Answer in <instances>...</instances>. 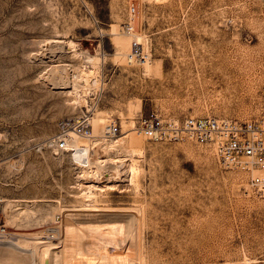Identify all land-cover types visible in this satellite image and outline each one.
Instances as JSON below:
<instances>
[{
  "label": "rangeland",
  "instance_id": "1",
  "mask_svg": "<svg viewBox=\"0 0 264 264\" xmlns=\"http://www.w3.org/2000/svg\"><path fill=\"white\" fill-rule=\"evenodd\" d=\"M136 40L150 53L149 70L128 54ZM153 109L264 116V0H0V250L26 258L0 264H43L47 247L44 264H86L63 254L65 214L85 201L80 181L106 182L116 167L120 184L87 202L102 208L95 223L132 219L121 250L133 251L106 264H264V198L249 191L248 173L189 139H147L135 121ZM88 110L93 170L84 172L54 137L63 120ZM108 124L121 131L106 134ZM128 133L141 137L142 154L112 145ZM100 157L108 162L98 169ZM132 157L137 189L126 170Z\"/></svg>",
  "mask_w": 264,
  "mask_h": 264
},
{
  "label": "built area",
  "instance_id": "2",
  "mask_svg": "<svg viewBox=\"0 0 264 264\" xmlns=\"http://www.w3.org/2000/svg\"><path fill=\"white\" fill-rule=\"evenodd\" d=\"M136 12V6L131 5L129 20L125 23L129 33H134ZM128 54L140 61L150 57V53L137 40ZM92 117L93 112L88 110L82 115L63 120L54 137L56 147L69 151L74 134L91 136ZM135 125L138 132L151 141L189 139L197 144L209 146L223 166L247 172L249 191L259 198H264V116L239 119L202 114L174 118L153 109L148 113H141ZM120 131L121 127L116 124H108L105 129L108 135H115ZM6 231L7 227L0 225V234H5Z\"/></svg>",
  "mask_w": 264,
  "mask_h": 264
},
{
  "label": "bare ground",
  "instance_id": "3",
  "mask_svg": "<svg viewBox=\"0 0 264 264\" xmlns=\"http://www.w3.org/2000/svg\"><path fill=\"white\" fill-rule=\"evenodd\" d=\"M71 45H72V43H71ZM143 62H145L144 63L145 70H149L151 67L150 60L147 59V60H144ZM55 72H57V71L55 70ZM84 75L86 77L85 79L88 80V77L90 75L94 76V72H91L90 70H84ZM65 78H66V76H65ZM52 79H55L53 81V83H55V82L60 83L61 80H63V77H62V74L61 75L59 74L58 77L55 76V78H52ZM65 81H66V79H65ZM65 81H64V84L63 83L61 84V86L66 88V86H65L66 82ZM74 82H75V79L72 82L73 85H74ZM77 83H78V81H77ZM94 83H97L96 77H95ZM75 84H76V82H75ZM77 86H78V84H77ZM68 87H69V84H68ZM78 92H77V94H78ZM79 97L82 98V95L78 94V96L76 97V100ZM93 135L95 136V134H93ZM93 135H91V136H78V135L74 134L73 139H72L73 142L71 141V143H70V145H71L70 150L72 151V154H73L74 158L76 159V161L81 164L82 171H84V172H86V171L89 172V171L93 170V168L91 169V163L93 161H92L91 156H90V148L91 147H90V143H89L92 140ZM113 142H114V144H112V145L122 146L123 148L125 147L126 150L131 152V154L132 153H138L140 155L144 151V147L141 143V137H139V135L137 136V134L131 135V136L129 135V133L125 134L123 136L118 137L117 139H114ZM123 148H122V150H123ZM121 159H122V157L120 158V157L116 156L114 162L119 161ZM105 160L107 161V159L105 157L104 158L100 157L96 161L94 160L97 164L98 169L100 167L102 168V166H104L103 161H105ZM123 161H124V159H123ZM128 167L129 168L126 169L129 172L128 173L129 174L128 180H130V184H133L134 187L137 189L139 186V175H140L141 169L137 163L136 158L132 157V160L129 163ZM98 169H97V171H98ZM119 172H121L120 169L116 167V169L113 172L114 174H112L113 178L108 180V181L106 180V182L98 181L96 178L92 177V179L86 180V183L81 182V181L79 182L80 184L78 183L79 185L83 186V188L82 187L81 188L84 190L81 194L84 196L85 201L83 202L82 205H80L81 207H78V208L76 207L73 209L71 208V211H69V212H67V214H65L67 216V217L65 216L66 217L65 219H68V220L66 223V229L63 230L66 232V233H64L66 236L65 237L66 242H65V245L63 244L64 245V249H63L64 253L63 254L66 258H70L69 262L73 263V261H74L73 257H77L80 259V261H82L86 264H88L93 259L100 260V262H105V264H106V262H110L113 260L121 261L124 257V253L133 251L131 249V245L133 246V244H130V245L128 244L129 246L126 248L127 249L126 252H123L121 250V247L123 246L122 245L123 241H126L130 237L129 236L130 235V225H131L132 219L131 220L125 219L123 221L121 220V221H118V223L117 222H111V223H109V225H105V224L102 225V224L95 223L94 222L95 220L93 218L96 215L101 214V212L98 213V212H95L93 210H100L102 208L98 207L96 202H87L88 200H93V201L97 200L95 197L97 194V190H99V189L100 190H105L107 188L115 189L120 184L117 182L118 180H120L118 177L121 176V175L117 176V173H119ZM95 175H96V173H95ZM99 175H100V173H99ZM99 175L97 174L95 177H99ZM108 176L112 177L111 175H108ZM89 178H90V176H89ZM87 205H90V206H87ZM82 209H85L88 211H82ZM105 209L108 210L111 208H108V209L105 208ZM125 209H127V208H125ZM132 216H133V214H132ZM97 218H98V216H97ZM133 221H134V219H133ZM132 225H133V223H132ZM130 241L133 242V240H130ZM12 248H14V247L12 246ZM12 248H11V250H14ZM7 249H9V248H7ZM15 251H17V249H15ZM1 252L2 251L0 250V260L2 257H5V258L8 257L9 259L21 258V260H23V261L26 260V258H24V256L22 257V255H20L23 253H20L19 251H17V252H19L20 254H17L14 251H10L8 253H5L7 256L3 255ZM43 253L44 254H42L41 256H42V263L44 264V262H46V259H48V257H50L48 247L46 248L45 251H43ZM57 253H58V251H57ZM60 253H62V252H60ZM54 257H55V255H54ZM61 258H64V257L61 256ZM132 258H134V257H132ZM21 260H20V262H21ZM55 260H56V258H55ZM126 260H128V259H126ZM9 261L10 260H8V262ZM67 261H68V259L66 260V263H67ZM122 262H123V260H122ZM11 263H12V261H11ZM55 264H56V262H55ZM107 264H110V263H107Z\"/></svg>",
  "mask_w": 264,
  "mask_h": 264
}]
</instances>
